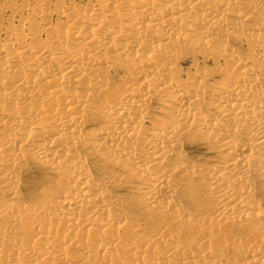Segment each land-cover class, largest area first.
I'll list each match as a JSON object with an SVG mask.
<instances>
[{"label": "bare ground", "instance_id": "bare-ground-1", "mask_svg": "<svg viewBox=\"0 0 264 264\" xmlns=\"http://www.w3.org/2000/svg\"><path fill=\"white\" fill-rule=\"evenodd\" d=\"M5 12L0 264H264V0Z\"/></svg>", "mask_w": 264, "mask_h": 264}, {"label": "rangeland", "instance_id": "rangeland-1", "mask_svg": "<svg viewBox=\"0 0 264 264\" xmlns=\"http://www.w3.org/2000/svg\"><path fill=\"white\" fill-rule=\"evenodd\" d=\"M10 16V14L7 12H5V13H3V14H1L0 13V24L1 23H3V21H6L7 19H8V17ZM0 39H1V37H0ZM198 61H199V63H200V65H209L210 66V64H212L210 61L209 62H202L201 61V59H199L198 58ZM191 63H192V61H189V62H186L184 65H183V67H189V66H191ZM199 151L200 152V155H201V157H203V158H208V157H210L211 156V154H209L208 152H207V150L206 149H204V148H200V147H197V149H195L194 151L196 152V151Z\"/></svg>", "mask_w": 264, "mask_h": 264}]
</instances>
